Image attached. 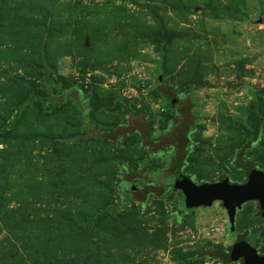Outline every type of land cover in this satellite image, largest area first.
<instances>
[{
	"label": "rangeland",
	"instance_id": "obj_1",
	"mask_svg": "<svg viewBox=\"0 0 264 264\" xmlns=\"http://www.w3.org/2000/svg\"><path fill=\"white\" fill-rule=\"evenodd\" d=\"M170 153L197 185L264 171V0H0V264L264 254L261 203L185 206Z\"/></svg>",
	"mask_w": 264,
	"mask_h": 264
},
{
	"label": "water",
	"instance_id": "obj_2",
	"mask_svg": "<svg viewBox=\"0 0 264 264\" xmlns=\"http://www.w3.org/2000/svg\"><path fill=\"white\" fill-rule=\"evenodd\" d=\"M187 147L188 143L183 141L181 148ZM131 190H135V186H131ZM182 190L185 195V206L190 208L210 207L215 201L221 202L232 230L236 213L247 202H260L261 216L264 218V171L255 167L249 171L247 181L241 185L230 183L227 178L200 185L185 181ZM229 259L231 262L240 261L241 264H264V254H260L245 240H239L231 247Z\"/></svg>",
	"mask_w": 264,
	"mask_h": 264
},
{
	"label": "trees",
	"instance_id": "obj_3",
	"mask_svg": "<svg viewBox=\"0 0 264 264\" xmlns=\"http://www.w3.org/2000/svg\"><path fill=\"white\" fill-rule=\"evenodd\" d=\"M75 95H76V92H75ZM37 98H41V97L38 96ZM45 100H48V101L55 100L56 101V100H59V98L52 97V96H47V97H45ZM183 132H185V131H183ZM182 136H183V139L187 138L186 133L182 134ZM180 148H181V145H180ZM176 156H177L176 153L175 154L170 153V154H166L164 156V160L166 161V166L164 168H162L161 170L154 172L156 174L159 173V176L157 175V177H156V179H157L156 183L164 182V179L162 180V178H160V175L164 174V173H167L169 177L166 179V181H169L170 183L173 182L175 188L180 190L182 192L184 198H185L184 192L182 190V186L185 184V181H188V180L186 179V177H184L182 175H179V174L178 175H176V174L173 175V174H171L172 173L171 172V164L173 163L172 159L175 158ZM253 168H254V166H252V165L248 166L247 175H248L249 171L251 169H253ZM176 172H177V170H176ZM184 205H185V203H184ZM197 255L198 254H196V256ZM199 257L218 258L221 261V263H223V264H228L229 261H230L229 254L224 252L223 250H218V249H207V250L201 252L199 254Z\"/></svg>",
	"mask_w": 264,
	"mask_h": 264
}]
</instances>
